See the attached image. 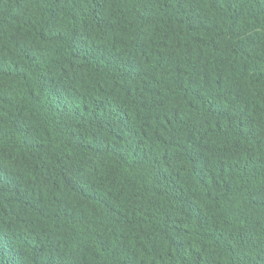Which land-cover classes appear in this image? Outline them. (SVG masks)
<instances>
[{"label": "trees", "instance_id": "trees-1", "mask_svg": "<svg viewBox=\"0 0 264 264\" xmlns=\"http://www.w3.org/2000/svg\"><path fill=\"white\" fill-rule=\"evenodd\" d=\"M0 264H264V0H0Z\"/></svg>", "mask_w": 264, "mask_h": 264}]
</instances>
